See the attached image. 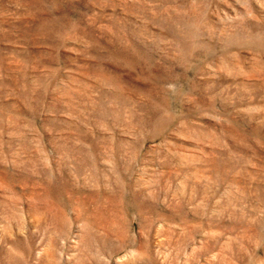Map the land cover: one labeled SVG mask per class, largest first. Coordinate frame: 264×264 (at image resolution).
Masks as SVG:
<instances>
[{
    "label": "rangeland",
    "instance_id": "1",
    "mask_svg": "<svg viewBox=\"0 0 264 264\" xmlns=\"http://www.w3.org/2000/svg\"><path fill=\"white\" fill-rule=\"evenodd\" d=\"M0 264H264V0H0Z\"/></svg>",
    "mask_w": 264,
    "mask_h": 264
}]
</instances>
